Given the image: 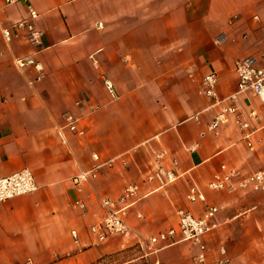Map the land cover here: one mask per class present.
Wrapping results in <instances>:
<instances>
[{
	"label": "crops",
	"instance_id": "crops-1",
	"mask_svg": "<svg viewBox=\"0 0 264 264\" xmlns=\"http://www.w3.org/2000/svg\"><path fill=\"white\" fill-rule=\"evenodd\" d=\"M30 8L43 33L38 47L13 28ZM0 20L12 33L7 41L0 28V177L29 169L38 186L0 203V264H192V243L161 241L148 259L138 243L178 229L180 210L203 217L211 206L219 212L204 238L209 263L225 249L231 264H264V191L207 186L222 165L240 172L235 183L264 170V107L251 92L237 101L245 118L257 115L250 149L234 117L210 130L221 107L203 92L215 73L220 99L236 93V62L246 57L264 69V0H0ZM18 59L41 63L43 77ZM67 114L80 119L78 133ZM94 155L112 165L77 185ZM174 161L175 184L145 182ZM192 181L204 203L188 201ZM131 184L141 185L127 218L132 234L100 240L92 228L106 216L102 201L117 202Z\"/></svg>",
	"mask_w": 264,
	"mask_h": 264
},
{
	"label": "built area",
	"instance_id": "built-area-1",
	"mask_svg": "<svg viewBox=\"0 0 264 264\" xmlns=\"http://www.w3.org/2000/svg\"><path fill=\"white\" fill-rule=\"evenodd\" d=\"M20 1L22 0H5L8 5ZM38 17V13L30 8L29 17L13 25V28L26 32L29 43L34 47L40 45L43 36V33L35 26V21ZM237 19L238 17H233L231 23ZM0 28H2L1 20ZM2 32L5 39L10 41L12 37L11 29L2 28ZM226 40L227 36L223 33L215 38V43L217 45H222ZM95 63L97 64L96 61ZM16 65L20 69H24L27 66H34L41 73L38 80L43 77L42 74L44 72V67L34 59H18L16 60ZM236 74L238 78V90L226 99L219 98L217 92L219 79L215 73H209L204 78L203 92L205 96L215 105L221 107V113H219L212 121L210 130L217 132L222 125L228 122L230 117H234L235 124L242 132L248 147L253 149L254 145L252 137L254 132L250 127V120L256 118L257 115L255 112H251L249 115L250 117L245 118L237 106V101L240 95L251 92L260 100L264 107V69L259 66L257 57L249 56L236 62ZM105 87L114 100L118 99L119 96L111 81L106 80ZM64 119L66 127L71 132H79L78 125L80 119L78 117L72 114H67L64 116ZM93 158L95 165L92 169H90L89 172L81 173L76 179H74V182L77 185H81L83 182L88 181L89 177H96L98 172L104 166L112 165V161L108 163L100 162L97 155H94ZM173 164L175 166L173 169L166 170L164 168H158L152 171L147 175L145 182L157 183L160 189L175 184L181 178V174L176 169L177 161H174ZM239 176L240 172L237 169H231L227 165H222L220 172L214 174L209 181L207 185L208 189L211 191H227L229 193H235L238 190L247 191L251 188L264 191V170L252 173L235 183V179ZM37 190L38 186L35 182L33 173L29 169H24L8 177H0V203L31 194ZM140 190V184H131L124 189L117 202L110 199L103 200L102 205L107 210L106 216L99 225L92 228V233L100 240L107 239L112 235L127 236L132 234L131 229L127 224V218ZM187 199L191 203H204L206 201L204 194L201 192L198 184L194 181L190 184ZM76 205L81 209L85 208V205L81 202H77ZM262 209L264 211V205L262 206ZM218 212V207L211 206L206 209L203 217H196L189 211L180 210L178 213V229L171 228L161 232L157 237L151 238L148 243L142 240L139 241L138 244L143 250V257L148 259L151 255L155 254L158 251L155 248V245L161 241L166 243L164 246L173 245L175 242H188L199 248V253L194 257L192 264H210L208 261V248L204 243V238L218 227V224L216 223ZM73 234L76 236L75 232ZM177 234H179L181 239L173 242V238ZM221 255L223 258L216 264H231V260L226 256L227 251L225 249H221ZM24 264L33 263L31 260H28Z\"/></svg>",
	"mask_w": 264,
	"mask_h": 264
}]
</instances>
